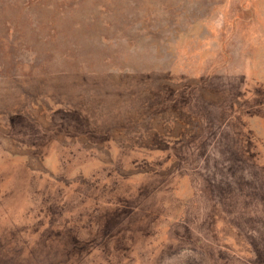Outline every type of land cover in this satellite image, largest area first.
<instances>
[{
  "label": "rangeland",
  "instance_id": "374dc122",
  "mask_svg": "<svg viewBox=\"0 0 264 264\" xmlns=\"http://www.w3.org/2000/svg\"><path fill=\"white\" fill-rule=\"evenodd\" d=\"M0 264H264V0H0Z\"/></svg>",
  "mask_w": 264,
  "mask_h": 264
}]
</instances>
